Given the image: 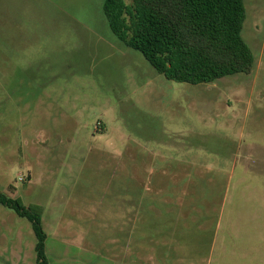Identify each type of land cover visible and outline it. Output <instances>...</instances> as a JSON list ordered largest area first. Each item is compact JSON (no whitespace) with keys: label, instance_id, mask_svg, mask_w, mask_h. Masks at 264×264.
<instances>
[{"label":"rangeland","instance_id":"rangeland-1","mask_svg":"<svg viewBox=\"0 0 264 264\" xmlns=\"http://www.w3.org/2000/svg\"><path fill=\"white\" fill-rule=\"evenodd\" d=\"M103 5L0 0V193L43 209L49 264H208L217 221L213 264H264V0L245 1L252 74L196 86ZM36 244L0 204V264Z\"/></svg>","mask_w":264,"mask_h":264},{"label":"trees","instance_id":"trees-1","mask_svg":"<svg viewBox=\"0 0 264 264\" xmlns=\"http://www.w3.org/2000/svg\"><path fill=\"white\" fill-rule=\"evenodd\" d=\"M246 0H104L112 34L141 53L169 81L209 85L252 74L256 60L242 36ZM0 204L27 219L37 239L36 264H49L43 209L0 193Z\"/></svg>","mask_w":264,"mask_h":264},{"label":"crops","instance_id":"crops-1","mask_svg":"<svg viewBox=\"0 0 264 264\" xmlns=\"http://www.w3.org/2000/svg\"><path fill=\"white\" fill-rule=\"evenodd\" d=\"M136 188L137 189H139V186L138 185H136ZM219 227H220V223H219V221H217V223H216V229H215V235L213 236V238H212V249H211V252H210V259H209V263L208 264H213V262H214V254H215V252H216V245H217V243H218V234H217V232H218V230H219ZM164 248V247H163ZM165 249V248H164ZM158 252V251H157ZM160 252V251H159ZM169 250H167V248H166V250H163L162 252H160L158 255L159 256H163V257H165V256H169ZM225 254H226V251H225ZM220 260V259H219ZM217 263H220L221 264V262H217Z\"/></svg>","mask_w":264,"mask_h":264}]
</instances>
